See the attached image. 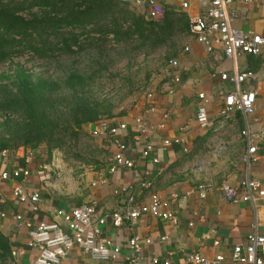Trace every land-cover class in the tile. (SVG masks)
<instances>
[{"label": "crops", "instance_id": "crops-1", "mask_svg": "<svg viewBox=\"0 0 264 264\" xmlns=\"http://www.w3.org/2000/svg\"><path fill=\"white\" fill-rule=\"evenodd\" d=\"M231 1L234 27L246 34H263L264 0ZM190 3L187 11L178 0H158V18L147 15L145 18L160 21L171 13L188 20L190 15L203 13L197 0ZM175 37L180 46L173 50L165 72L154 76L150 89L140 95L131 110L108 120L110 125L125 124L127 128L115 136L103 134L95 139L104 155L86 160L91 164L83 174L85 178L77 182L64 179V183L52 185L50 169L38 159L42 147L35 151L21 147L7 156L0 154V172L27 169L29 173L25 179L24 176L18 180L0 179V197L6 199L0 205V214H3L0 215V244L7 248V251L0 249V264H36L39 253L28 247L30 232L40 223L62 222L56 215L57 210L96 202L106 215L123 212L128 193H134L145 204L150 203L151 195H159L181 224L175 227L151 216H141L133 223L125 221L121 227H115L109 220L103 228L102 240H111L122 250L117 260L100 264L127 263L133 254L128 247L133 235L141 237L145 259L158 257L171 264H185L195 253L208 259L221 253L225 257L222 264H232L230 257L235 246H245L255 232L264 236V196L249 201L242 198L228 201L221 191L222 184L240 187L245 179L258 181L264 189V141L259 144L257 160L248 165L244 161L248 144L241 134L247 127L255 132L264 125L263 58L241 54L235 60L228 59L219 43L209 52L190 36L188 29ZM185 47L190 51L184 52ZM173 59L179 62L178 67L171 66ZM235 69L255 75L242 85L244 91L256 94L255 112L248 117L241 111L229 117L221 116L226 97L234 87L223 81L220 73L230 74ZM201 94L204 99L200 98ZM203 104L209 114L205 129L196 120L198 107ZM99 124L83 125L82 130L91 134ZM114 141L126 145V154L135 163L133 169L110 171L117 152ZM148 144L153 150L147 158L142 153ZM31 151L34 157L27 165L25 157ZM92 163H101V169L95 170L96 165ZM19 183L27 191L40 194L39 211H31L29 205L12 197V187ZM200 185L207 187L204 198L200 196ZM122 187L128 191L123 193ZM17 215L23 219L19 221ZM147 239L150 243H146ZM217 239L221 245L216 248L213 242ZM94 263L91 255L79 248L73 249L62 261V264Z\"/></svg>", "mask_w": 264, "mask_h": 264}, {"label": "trees", "instance_id": "trees-1", "mask_svg": "<svg viewBox=\"0 0 264 264\" xmlns=\"http://www.w3.org/2000/svg\"><path fill=\"white\" fill-rule=\"evenodd\" d=\"M187 21L171 13L147 20L115 0H0V63L21 54L73 57L87 52L88 41L97 46L86 54V68H71L56 79L22 67L0 75V154L44 146L51 161L54 151L80 140L83 125L115 117L116 105L95 98L93 88L124 57L117 48L127 49L129 59L135 50L155 51L186 31ZM0 249L7 251L2 244Z\"/></svg>", "mask_w": 264, "mask_h": 264}, {"label": "built area", "instance_id": "built-area-1", "mask_svg": "<svg viewBox=\"0 0 264 264\" xmlns=\"http://www.w3.org/2000/svg\"><path fill=\"white\" fill-rule=\"evenodd\" d=\"M118 3L128 4L144 12L149 18L156 19L159 16L158 0H115ZM184 10H189L190 0H178ZM203 8L200 15L188 16V32L198 43L205 46L209 51H213L215 43L223 45L224 53L228 59L235 60L239 55L261 56L264 61V33L246 34L233 25V14L230 12L231 0H197ZM250 1V0H249ZM189 47H185L184 52H189ZM171 66L178 67L176 59L170 61ZM221 79L233 85L234 89L227 95L226 102L221 116L229 117L235 111H241L245 117L255 112L256 94L252 91H244L242 85L245 81L254 78L251 71L240 72L234 70L233 73H220ZM204 99V95H200ZM197 124L202 129L208 127L209 114L205 104L200 105L196 114ZM94 133L117 135L121 130H125V124L110 125L108 121H102L97 125ZM141 131L145 133V128L141 126ZM242 136L248 144V152L244 161L251 165L256 161V153L259 144L264 141V125L258 131H251L249 127L242 131ZM117 152L114 155V163L110 168L112 173L121 168L133 169L135 163L127 156L125 144L114 141ZM179 142V140H176ZM169 144V141L165 142ZM153 146L148 144L142 153L143 157H150ZM3 156L9 155L8 151L1 153ZM34 153L30 152L25 157V163L31 164ZM154 162H158L154 159ZM28 170L15 169L12 173L0 172L1 180H18L28 176ZM144 185V184H143ZM207 187L199 186L200 196L205 197ZM239 190H242L239 194ZM121 191L126 193L127 187H122ZM224 198L228 201H235L242 198L244 201L253 200L256 196H264V189L261 184L252 179L242 181L240 187H234L228 183L221 185ZM11 195L22 204L30 206L31 211L37 212L40 207V194L38 192L27 191L22 183L12 187ZM6 199L0 197V205L5 204ZM168 204L157 194L150 197V203L145 204L138 201L134 193H128L126 206L123 212H115L109 215L104 214L96 202L73 207L70 210H57L56 215L62 222L40 223L36 230L30 232L28 247L38 251L36 264H62L65 257L75 248L82 249L91 255L94 264L101 262L115 261L121 254L122 247L111 240H102L103 228L110 222L115 227H121L125 221L133 223L141 216H151L161 221L171 223L177 227L181 224L178 216L167 208ZM0 215H3L2 213ZM21 221L23 217L17 215ZM166 238H162L165 240ZM150 243V240H146ZM220 240H214L213 246L219 247ZM128 247L132 251V256L125 264H171L170 261H162L158 257L145 259L142 255L143 242L140 236L133 235L128 241ZM232 264H264V236L257 232L250 235L245 246L237 245L232 249ZM225 261L223 254L218 253L213 258H206L199 253L190 255L185 264H222Z\"/></svg>", "mask_w": 264, "mask_h": 264}, {"label": "rangeland", "instance_id": "rangeland-1", "mask_svg": "<svg viewBox=\"0 0 264 264\" xmlns=\"http://www.w3.org/2000/svg\"><path fill=\"white\" fill-rule=\"evenodd\" d=\"M129 9L137 15H144V12L136 7L129 6ZM24 17H28L25 13ZM111 38V37H110ZM178 38L169 41L166 46H162L155 51L137 52L132 51L131 58L125 56L128 53L127 49L117 48L116 52L119 55H124L119 60H115V64L111 66L109 71L104 72L97 85L93 88L94 97L97 99L108 98L116 109L117 115L124 114L131 110L143 93L150 89L154 76L163 74L167 69V63L172 56L173 50H176L180 45ZM87 52L73 57H57L49 60H40L31 54H21L13 57L6 63H0V75H8L14 73L17 67H22L24 70L30 71L43 78H58L67 70L80 67L86 68L91 62L86 55H93L97 52V46L89 47V41L86 43ZM106 46L114 47L109 43ZM94 48V50H93ZM111 57H114L112 55ZM115 116V117H116ZM104 119L102 121H108ZM100 133H86L82 131V137L77 143H69L64 150L54 151L51 161L47 160L48 155L46 148L42 146L39 149L38 156L40 164L48 166L52 185L64 183V179L70 181H80L85 178L83 174L89 169L90 164L86 160H93L96 156L101 158L104 155V150L97 142L101 138ZM49 161V162H48ZM96 165L95 170L101 169V163H92ZM68 189V183L63 184Z\"/></svg>", "mask_w": 264, "mask_h": 264}]
</instances>
